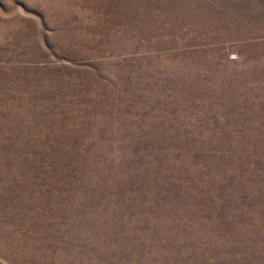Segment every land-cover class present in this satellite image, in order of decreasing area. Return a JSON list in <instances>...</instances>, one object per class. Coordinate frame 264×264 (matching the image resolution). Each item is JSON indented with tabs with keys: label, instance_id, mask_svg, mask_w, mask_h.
I'll return each instance as SVG.
<instances>
[{
	"label": "rangeland",
	"instance_id": "obj_1",
	"mask_svg": "<svg viewBox=\"0 0 264 264\" xmlns=\"http://www.w3.org/2000/svg\"><path fill=\"white\" fill-rule=\"evenodd\" d=\"M0 264H264V0H0Z\"/></svg>",
	"mask_w": 264,
	"mask_h": 264
}]
</instances>
